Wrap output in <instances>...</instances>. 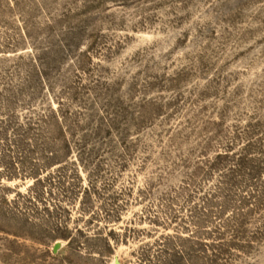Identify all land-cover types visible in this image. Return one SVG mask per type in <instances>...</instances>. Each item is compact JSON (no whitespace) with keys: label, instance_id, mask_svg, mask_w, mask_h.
I'll return each mask as SVG.
<instances>
[{"label":"rangeland","instance_id":"374dc122","mask_svg":"<svg viewBox=\"0 0 264 264\" xmlns=\"http://www.w3.org/2000/svg\"><path fill=\"white\" fill-rule=\"evenodd\" d=\"M0 264H264V0H0Z\"/></svg>","mask_w":264,"mask_h":264}]
</instances>
